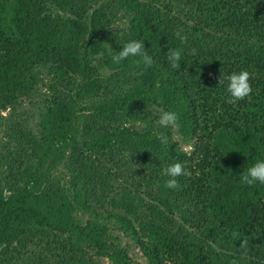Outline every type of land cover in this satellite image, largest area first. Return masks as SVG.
I'll return each instance as SVG.
<instances>
[{
  "label": "trees",
  "instance_id": "obj_1",
  "mask_svg": "<svg viewBox=\"0 0 264 264\" xmlns=\"http://www.w3.org/2000/svg\"><path fill=\"white\" fill-rule=\"evenodd\" d=\"M133 40L152 67L112 62ZM221 69L247 70L250 98L228 104ZM257 160L264 0H0V264H140L122 236L144 264H229L233 230L260 264L264 185L240 182ZM176 162L191 175L170 190Z\"/></svg>",
  "mask_w": 264,
  "mask_h": 264
},
{
  "label": "clouds",
  "instance_id": "obj_2",
  "mask_svg": "<svg viewBox=\"0 0 264 264\" xmlns=\"http://www.w3.org/2000/svg\"><path fill=\"white\" fill-rule=\"evenodd\" d=\"M175 35L182 43L187 42V36H182L180 31H177ZM190 54L196 55V50L192 49ZM130 57H138L139 59L135 61L136 65L139 66L140 64H143L145 70L152 67L154 64L153 58L145 49L143 40H133L126 43L119 52H114L112 55V62L120 64L122 61ZM181 59L182 50H169L167 55L169 67L179 70L181 68ZM220 73L221 74L215 77V79L217 80L218 86L223 87L226 85L228 104L236 105L239 102L250 98L252 93V86L250 84L251 74L247 70L233 72L228 76L223 74L222 69L220 70ZM143 74L144 73L140 71L129 73L132 77L142 76ZM179 119L180 117L175 111H162L156 123L162 128L178 129L180 127ZM163 143L166 144L167 140H164ZM163 174L168 177L165 182V187L170 190H179L181 187L179 178L181 176L188 177L191 175V173L188 172L180 162L166 166L163 169ZM240 182L249 187L256 186L257 184L264 185V160H257L255 163L248 166L240 175ZM231 237L235 242L240 241V245L238 247L239 257L233 258L229 264H239L240 259H245L250 255V240L255 238V233L253 232L251 235L241 236L238 231L233 230L231 231ZM257 247L259 246L257 245ZM260 264H264V261H260Z\"/></svg>",
  "mask_w": 264,
  "mask_h": 264
},
{
  "label": "rangeland",
  "instance_id": "obj_3",
  "mask_svg": "<svg viewBox=\"0 0 264 264\" xmlns=\"http://www.w3.org/2000/svg\"><path fill=\"white\" fill-rule=\"evenodd\" d=\"M175 138L176 140H178L180 143H181V148L186 151V152H189L192 148L190 146L189 143H184L182 142V140L180 139L179 136L175 135ZM87 217V216H85ZM122 241L124 243H127L129 245V249L132 251L131 252V257L132 259L135 261V262H138L140 264H144L145 263V260L143 259V257L141 256V254L138 252V249L137 248H133L131 246V239L130 238H127V237H124L122 236ZM105 264H108V263H105Z\"/></svg>",
  "mask_w": 264,
  "mask_h": 264
}]
</instances>
